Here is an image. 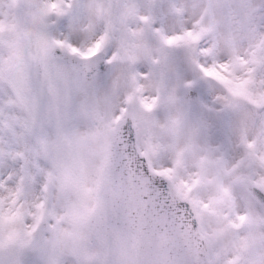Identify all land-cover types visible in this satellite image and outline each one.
<instances>
[{
    "label": "snow or ice",
    "instance_id": "snow-or-ice-1",
    "mask_svg": "<svg viewBox=\"0 0 264 264\" xmlns=\"http://www.w3.org/2000/svg\"><path fill=\"white\" fill-rule=\"evenodd\" d=\"M0 264H264V0H0Z\"/></svg>",
    "mask_w": 264,
    "mask_h": 264
}]
</instances>
